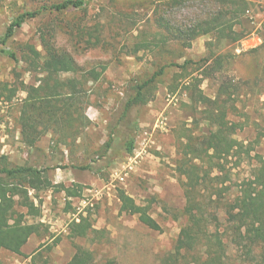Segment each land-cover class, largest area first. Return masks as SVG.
<instances>
[{"label":"rangeland","instance_id":"rangeland-1","mask_svg":"<svg viewBox=\"0 0 264 264\" xmlns=\"http://www.w3.org/2000/svg\"><path fill=\"white\" fill-rule=\"evenodd\" d=\"M62 1L0 0V156L46 169L52 183L29 191L40 206L38 216L28 217L40 223L33 234L39 243L22 254L2 249L0 264H67L77 246L93 252V264H196L179 246L180 230L189 223L179 164L184 144L208 135L212 126L189 82L193 78L210 97L218 93L220 81L235 85L227 104L235 103L238 115L230 118L245 122L235 137L251 151L242 153L239 165L237 158L226 162L231 178L223 191L227 199L253 178L257 156L264 158V0H248L237 27L244 36L238 41L212 33L188 39L190 26L221 8L217 0H86L78 8L46 9L2 41L16 16ZM161 19L171 29L161 26ZM43 37L73 57L78 70L60 68L63 78L79 77L96 64L106 66L97 81L86 85L80 105L87 126L69 145L58 144L50 131L29 146L21 131L26 86H37L46 75L41 69L47 56ZM186 60L196 62L188 64L186 73L173 65ZM144 82L147 101L124 114L134 86ZM110 136L112 146L106 151ZM129 136L135 138L130 154L124 149ZM88 164L100 171L81 168ZM62 185L74 186L79 195L67 197ZM122 192L149 206L161 230L122 212ZM16 209L26 211L20 205ZM81 220L84 236L72 231ZM230 263L241 264L235 256Z\"/></svg>","mask_w":264,"mask_h":264},{"label":"trees","instance_id":"trees-1","mask_svg":"<svg viewBox=\"0 0 264 264\" xmlns=\"http://www.w3.org/2000/svg\"><path fill=\"white\" fill-rule=\"evenodd\" d=\"M217 1L221 3V8L209 18L190 26L187 29L188 39L211 33L219 39L227 38L232 41H238L244 36L237 27L242 24L248 0ZM85 3L86 0H64L53 3L48 8L19 14L8 25L2 41L13 36L27 19L40 15L46 9L63 11L69 7H82ZM159 24L171 29L170 22L164 19ZM42 45L47 56L41 69L46 75L37 86H26L28 94L20 117L22 135L27 145L34 146L43 134L51 131L57 136L58 144L69 145V139L75 141L87 126V118L80 105L86 85L97 81L106 66L96 64L82 71L79 77L63 78L60 68L78 70L73 57L49 44L44 37ZM32 50L39 55L34 47ZM5 52L15 58L13 52ZM208 60L209 58L205 59ZM190 63L196 62L186 60L182 64L173 65L186 73ZM162 72L163 70L159 71ZM192 79L189 85L195 87L193 99L203 105L202 111L212 128L208 135L192 138L194 141L189 140L182 149L179 170L184 176V212L188 215L189 223L180 230L179 246L191 255V262L196 264H232L230 261L233 256L241 264H264V158L257 156L259 160L252 173L253 178L239 184L240 188L234 196L225 199L223 191L228 189L226 183L231 179L226 176V162L229 158H237L239 165L242 153L249 155L251 151L244 141L235 137L237 131L245 126V122L230 118L232 114L238 115L236 104L230 107L227 104L234 94L232 88L235 85L220 81L218 93L210 97L203 94L198 83ZM147 85L148 82H144L134 86L136 91L129 96L124 114L135 104L147 101L144 94ZM112 142L110 136L104 145L106 151L111 149ZM124 147L127 153H132L135 138L129 136ZM81 168L100 171L89 164ZM50 186L52 183L46 169L28 164H13L7 155L0 156V252L7 249L22 254V247L40 227L39 222L28 220L29 216L36 217L40 214V206L32 200L29 191L47 189ZM61 190L65 191L67 197L79 195L74 186L62 185ZM119 198L122 212L137 215L147 227L161 230V224L149 211V206L138 204L125 192ZM16 205L26 208V211H18ZM213 205L215 209L212 208ZM221 210L223 215L220 214ZM222 216L224 221L221 220ZM83 224V220L74 222L72 231L77 235H86L87 228ZM38 252L39 248L31 255L33 259ZM92 259L93 252L90 249L77 246V254L67 264H93Z\"/></svg>","mask_w":264,"mask_h":264},{"label":"crops","instance_id":"crops-1","mask_svg":"<svg viewBox=\"0 0 264 264\" xmlns=\"http://www.w3.org/2000/svg\"><path fill=\"white\" fill-rule=\"evenodd\" d=\"M37 243H39L37 236L31 235V237L28 239L27 243H25V245L22 247V251H24V252L28 251L27 248L31 249Z\"/></svg>","mask_w":264,"mask_h":264}]
</instances>
